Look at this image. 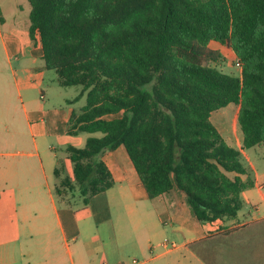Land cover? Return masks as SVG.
I'll return each instance as SVG.
<instances>
[{
	"label": "trees",
	"instance_id": "1",
	"mask_svg": "<svg viewBox=\"0 0 264 264\" xmlns=\"http://www.w3.org/2000/svg\"><path fill=\"white\" fill-rule=\"evenodd\" d=\"M27 1L44 70L80 88L72 104L85 96L67 134H100L62 150L71 174L58 159V201L86 207L111 189L102 157L122 147L148 199L175 189L198 223L236 220L254 183L210 116L236 105L242 150L264 146V0ZM210 42L233 52L240 77L206 65L220 57Z\"/></svg>",
	"mask_w": 264,
	"mask_h": 264
},
{
	"label": "crops",
	"instance_id": "2",
	"mask_svg": "<svg viewBox=\"0 0 264 264\" xmlns=\"http://www.w3.org/2000/svg\"><path fill=\"white\" fill-rule=\"evenodd\" d=\"M17 8H14L9 21L4 19L0 10L3 59L0 65V264H85L84 257H95V251L103 247L99 240V228L112 223V209L121 205L125 209L128 207V214L135 212L132 205L126 203L130 200H149L154 209L161 211L157 214L161 225L170 221L178 225L176 228L180 230L177 232L185 226L187 230L191 229L195 236L192 234L184 242L183 248L211 240L215 235H206L223 222L201 224L194 220L197 225H185L181 213L185 210V215L190 214L188 220L192 223L193 217L187 211L189 208L185 204L184 194L175 189L156 199H148L122 147L114 152H106L102 157L114 179L111 189L92 197L88 206L78 209L74 204L58 201L53 192L56 184L53 170L58 159L63 158L71 174V165L62 157V150L71 146L65 145L67 138L76 140L79 136L67 134L68 118L74 110L71 107L73 99L66 100L70 106L65 111L61 106L64 99H61L62 93L55 89V81L50 80V84H46L47 71L43 68L41 46L38 41L33 43L28 34L30 9L23 27L19 23ZM48 103H51V107L45 109ZM237 113L236 110L231 127L215 128L226 144L241 151L243 156L246 149L242 150ZM88 137L80 142L85 143ZM255 156L262 158L259 153H255ZM253 166L250 172L255 173V180H252L254 186L242 192L241 199L258 212L259 205L251 198L254 190L263 189L264 174L257 170L255 164ZM247 171L249 173V169ZM240 177L247 179L246 175ZM177 200L183 202L182 208L180 202L176 203ZM247 219L242 223L233 220L236 226L225 230L233 231L231 233L222 231L225 236L236 235L240 230L250 233L247 242L233 241L230 262L264 264V214L253 220ZM83 221H86L84 225L81 224ZM92 230L95 234L91 233ZM89 231L87 236H82ZM107 233L110 238L107 244L112 247L115 244L111 241L115 234L112 224L107 226ZM246 246L247 252L242 249ZM217 247L222 252L218 256L221 260L218 264H228L229 261H223L224 245Z\"/></svg>",
	"mask_w": 264,
	"mask_h": 264
},
{
	"label": "rangeland",
	"instance_id": "3",
	"mask_svg": "<svg viewBox=\"0 0 264 264\" xmlns=\"http://www.w3.org/2000/svg\"><path fill=\"white\" fill-rule=\"evenodd\" d=\"M16 6L18 7L17 9L19 10L20 14V26L24 27L23 24L26 20L25 17L30 9L28 1L0 0V10L6 21L10 20L11 13H13ZM208 48L217 51L220 57L216 62L206 63L207 66L215 68L223 74L233 77H240V68L237 65V59L229 48L217 42H210ZM1 64H3V59L0 49V65ZM50 80H53V82L55 81L54 87L59 93H62L61 99H64L61 103V106H63L64 110L67 109L70 105L66 103V100H74V98L79 94L80 88L59 87L57 84V76L54 71H47V85L50 84ZM84 105L85 96L74 102L71 107L76 112H79ZM48 106L51 107V103H48L45 109H47ZM236 110L238 111V107L236 105L230 104L223 109L215 111L211 115V122L217 129L231 127ZM120 116L121 114L108 116L107 119H113ZM78 135L79 136L76 140L67 138L68 143L65 145H71L79 149L83 148L85 143H81L80 141L84 140L89 135ZM93 136L100 137V134H95ZM65 145L63 144V146ZM255 153H259L262 158L257 159ZM62 157H67V154L63 151ZM240 163L243 168L246 170L249 169L250 179L255 180V173L250 172V167H254L253 164H255L257 170L264 174V148L262 150L246 149L245 154L240 159ZM57 183L58 182H56V184ZM262 198H264V187L263 189L259 188L254 190L252 192L251 199L254 203L259 205V211H253L249 204L245 201V203H243L242 210L238 213L237 221L242 223L246 220V218H248L247 220H253V218L256 216L257 218L262 216L264 214V200ZM71 200V203L75 205V209L83 207L82 201L80 199L73 198ZM117 202L120 205V201L117 200ZM179 202L181 203L180 208H182L183 202L180 200L176 201L177 204ZM126 203H128L129 206L132 205V210L134 209L135 212L128 214V207L126 209L121 207V205L119 208L114 207L111 211L112 223L107 225L109 227V225L112 224L114 227L115 234L113 235L111 241L115 242V244L113 243L112 247L108 246L107 243L110 242V238L109 234L107 233V226L102 225V227L99 228V240L102 241L103 247L95 251V257H84L85 264H218L221 261L218 259V256L222 255L221 249L217 247L219 244H223L225 247V258L223 261H229L228 264H231L230 261L233 255V241L240 240L241 243L247 242L250 235L247 230H240L236 232V235L230 234L225 236L226 234H224L222 231L236 226V223L227 221L220 223L219 228H215L214 226L212 229L213 231L206 235L208 237L215 235L211 240L198 242L192 246L183 248L184 242L188 240L192 234L195 236V233L191 229L187 230L185 225H197V222L194 221V218L192 219L193 223L189 222L188 219L190 214L185 215V210L183 213H181L183 222L185 221V227L183 230L181 229L180 232H177L180 229H177L176 227L178 225L173 224V222L167 221L163 225L160 224L157 214H159L161 211L154 209L151 206V202L149 200L144 199L143 201L140 200L138 202L130 200ZM187 211L190 213L189 209H187ZM249 212L250 215H248ZM85 222L86 221H83L81 224L84 225ZM89 233L90 231L85 232L82 236H87ZM91 233L95 234L93 230ZM70 247H72L71 243ZM242 249H245L247 252V246Z\"/></svg>",
	"mask_w": 264,
	"mask_h": 264
},
{
	"label": "bare ground",
	"instance_id": "4",
	"mask_svg": "<svg viewBox=\"0 0 264 264\" xmlns=\"http://www.w3.org/2000/svg\"><path fill=\"white\" fill-rule=\"evenodd\" d=\"M230 111V110H229ZM232 112V111H231Z\"/></svg>",
	"mask_w": 264,
	"mask_h": 264
},
{
	"label": "built area",
	"instance_id": "5",
	"mask_svg": "<svg viewBox=\"0 0 264 264\" xmlns=\"http://www.w3.org/2000/svg\"><path fill=\"white\" fill-rule=\"evenodd\" d=\"M165 247V246H164Z\"/></svg>",
	"mask_w": 264,
	"mask_h": 264
}]
</instances>
